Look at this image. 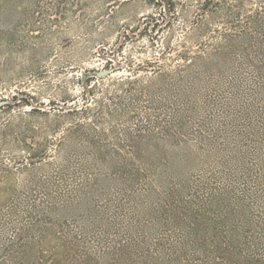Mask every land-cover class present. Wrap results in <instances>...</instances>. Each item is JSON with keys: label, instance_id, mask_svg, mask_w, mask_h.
<instances>
[{"label": "rangeland", "instance_id": "1", "mask_svg": "<svg viewBox=\"0 0 264 264\" xmlns=\"http://www.w3.org/2000/svg\"><path fill=\"white\" fill-rule=\"evenodd\" d=\"M261 3L0 0V264H186L165 250L187 240L190 210L208 235L264 238L256 147L243 164L214 151L241 147L229 88L208 87L212 107L155 72L214 43L228 8L244 20Z\"/></svg>", "mask_w": 264, "mask_h": 264}, {"label": "trees", "instance_id": "2", "mask_svg": "<svg viewBox=\"0 0 264 264\" xmlns=\"http://www.w3.org/2000/svg\"><path fill=\"white\" fill-rule=\"evenodd\" d=\"M259 1L262 2L260 7L254 9L244 20L228 8L232 20L219 33V38L214 43L212 40L205 44L202 53L196 56L179 55L188 63L176 69L174 74L166 73L160 68L155 70L157 79L161 82L172 80L190 88L187 93L180 92V96L204 95L208 101L205 102L212 107L217 102L210 99L212 93L210 94L208 87L229 88L224 94L227 96L222 100L221 106L226 116L232 118L235 137L241 147L229 150L219 146L214 151L217 154H232L233 160L239 164H243L246 159L244 148L252 143L256 147L252 150L257 153L251 156L255 155L264 165V0ZM231 111H234V115L229 113ZM238 120L240 125L236 124ZM199 138L206 139L204 134H200ZM171 210L168 208L163 213L167 215ZM178 216L179 213L176 217ZM203 218L204 215L198 211H189L183 219V223L188 219L184 223V238L187 240L172 243L165 250L166 262L183 257H186V264H218V261L233 262L243 260L242 258L253 261L244 257L245 253L251 256L263 250L264 238L254 237L255 229H221L215 225L211 235H208L209 229L200 223ZM123 247L118 246L117 255L121 254ZM85 263L90 264V261L85 260Z\"/></svg>", "mask_w": 264, "mask_h": 264}]
</instances>
